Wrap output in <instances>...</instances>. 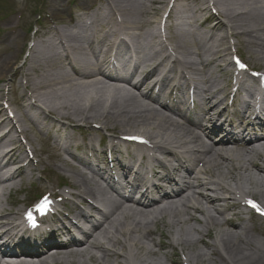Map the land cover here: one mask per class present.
Returning a JSON list of instances; mask_svg holds the SVG:
<instances>
[{"label":"bare ground","instance_id":"bare-ground-1","mask_svg":"<svg viewBox=\"0 0 264 264\" xmlns=\"http://www.w3.org/2000/svg\"><path fill=\"white\" fill-rule=\"evenodd\" d=\"M161 1H105L91 11L84 8L83 16L64 18L68 12L64 0H53L49 8L52 16L67 25L37 33V40L28 48L21 65L16 64L19 53L10 59L0 51V82L9 75L4 87L0 86V150H9L5 160L0 152V194L13 189L18 176L34 169L33 162L27 160L26 149L37 157V165L47 161L66 164L73 159L81 163L83 171L74 169L68 186L76 190V198L87 201V208L73 204L72 216L60 220V229L66 231V222L83 217L95 233L74 241L64 255L57 252L59 245H52L54 250L48 251V246L34 243V234H28L24 237L33 245L12 253L4 246L11 239L13 224H8L13 218L1 215L0 202V264H7L3 257H20L15 255L35 260L16 258L15 264L263 263L264 242L253 235V223L247 218L235 220L229 212H241L240 199L252 196L245 184L263 189L258 194L259 203L264 206V135L241 141L217 126L216 118L225 122L227 115L225 105L217 99L226 91L215 75L231 70L227 59L232 46L229 36L242 37L243 44L264 63V0H173L170 7L168 0L167 4ZM180 2L185 6L181 8ZM155 5L168 11L165 22L174 17L171 24H162L163 34L159 33L161 23L149 18ZM211 7L219 16L213 23L212 17L203 15ZM184 12L193 23L190 31L181 29ZM170 32L175 42L168 51L162 37ZM190 35L200 41L209 56L208 66L201 71L190 70L196 64L184 45ZM131 54L140 57L133 69L151 62L165 79L177 70V99L185 103V92H191L189 100L197 106L196 120L191 124L202 133L188 127L178 129L171 140L173 164L169 168L163 164L166 185L151 194L136 190L140 187L137 177L141 170L130 166L127 148H119L126 157L123 159L116 153L118 149H111L102 141L96 143L94 134L100 130L92 129L96 124L102 129L108 124H121L123 128L111 130L140 133L148 141L158 140L159 151H168L164 137L171 125L168 105L132 80L127 70ZM166 62L170 63L167 70L160 69ZM186 70L193 75L187 76ZM7 87L8 92L4 93ZM242 90L244 94L238 98L241 111L250 107L253 86L245 84ZM258 102L260 112L249 126H264L260 123L264 101L260 98ZM3 104L8 105L11 119ZM218 105L220 109L214 111ZM241 117L250 122L248 116ZM199 118L213 128L203 130ZM27 122L39 130L42 142L53 143L49 147L53 154L48 158L38 157L32 147L25 128ZM130 126L133 128H125ZM18 138L25 143L18 144ZM77 148L83 153H77ZM101 150L110 151L111 169L110 162L100 165ZM15 161L24 164H14ZM252 173L257 174V180ZM28 174L27 177L31 172ZM98 177L113 178L111 190L116 194L103 187ZM125 179V184L120 183ZM128 187L131 193L125 203L130 207L126 213L119 197ZM212 229L218 230L215 239L211 238ZM164 230L174 234L173 240L166 241ZM206 238L211 241L206 242ZM197 245L207 252L195 251ZM179 252L182 258L178 257Z\"/></svg>","mask_w":264,"mask_h":264},{"label":"rangeland","instance_id":"rangeland-1","mask_svg":"<svg viewBox=\"0 0 264 264\" xmlns=\"http://www.w3.org/2000/svg\"><path fill=\"white\" fill-rule=\"evenodd\" d=\"M104 1L105 0H64V3L67 5L70 14H74V16L79 17L80 15H82V13L79 11L81 7L85 8L90 5V9H93ZM162 1L166 2L167 0ZM52 2L53 0H0V51L2 52V56L7 55L8 58L10 57L11 59L13 56H16L17 53H19L16 60V64L21 65L23 63L25 56L27 55V50L34 40V35L36 34L35 32H37L38 30L43 31L45 28H47L49 25V21H60V18L56 19L52 16L51 10L49 9ZM179 5L182 8L183 6H185V3L180 2ZM153 8L155 12L150 13L149 18L154 21H158L159 14L162 12L161 6L155 5ZM209 13L216 16V14H213V9L203 15H209ZM182 16H184V25L181 27V29L190 31V28L193 25L192 20L190 19V15L187 12H184ZM64 18H67V16L65 15ZM173 19L174 18H172V20ZM172 20H170V24ZM213 22H215L214 19ZM168 38H171L170 40L174 45L175 39L173 32H170ZM228 40L229 42H232L233 45L227 57L228 60L230 59L231 54H234L235 52L249 65H253L255 68L258 66L259 68L264 69V63L262 62V60L259 58V56L255 55L252 50L248 49L245 44H243L242 37L239 39L228 38ZM164 45H166L165 42ZM184 45H186L188 51H194V49H201V53H203L202 55H204V57L208 55L205 48L201 46L200 41L195 36L191 37L190 35L188 38H186ZM8 76L9 75L6 76L5 82H0V86H3V83H6ZM217 78L221 79L223 83L226 81L228 82L227 76L225 74H218ZM133 80L137 81L136 79ZM22 115L25 114H23L22 112ZM29 124L30 123L27 122L25 124V128L27 131L28 139L32 142V147L38 153V157L40 156L45 159L48 158L53 154V151H51L49 148L50 146H52L53 143L45 144L44 142H42V136L40 135L39 130ZM134 126L138 125L134 124ZM114 127L123 128L121 124H108L107 126V128ZM125 128L131 129L133 128V126ZM36 160L37 157L35 156L32 160H30L34 164V169L30 171L31 175L27 177L29 175L28 173H30L28 172L21 176V178H18L16 181V185L13 188V192L16 191L18 188L20 189L19 191H17L15 198V200L19 203L31 201L36 196L51 190L54 187L55 183L61 182L60 177H63L65 179L68 175H71L74 169L78 170L79 172H82L81 168H73L72 165L64 168L62 166H58V164H56L55 162H45L44 165H35ZM20 164L23 163L20 161ZM32 183L35 185H33ZM36 183H38V186L36 185ZM245 186L249 188L250 192L255 195V197L259 198L258 193L263 190L262 188H260L256 184H245ZM239 208L244 210L242 207ZM229 215L235 220H240L244 218L250 219L251 222L254 224L255 228L253 231V235L260 239L262 242H264V237L258 236V234H264L263 221H261L259 218H253L252 216L246 215L244 211L238 212L236 209H232V211L230 210ZM197 217H200V215L197 214ZM191 225H193L195 228H199L193 223ZM164 232H166L167 236L166 241L173 239L174 234L168 233L166 230H164ZM217 232L218 230L212 229L211 238L215 239L218 234ZM189 235L190 237L194 236V234ZM205 241L210 242L211 239L206 238ZM166 250L170 252L171 249L168 247L166 248ZM194 250L207 252V250L204 249L202 245L195 246ZM178 257H181L180 253ZM262 260V264H264V258H262ZM135 261L136 263H138L137 260ZM91 264L96 263L91 262Z\"/></svg>","mask_w":264,"mask_h":264},{"label":"snow or ice","instance_id":"snow-or-ice-1","mask_svg":"<svg viewBox=\"0 0 264 264\" xmlns=\"http://www.w3.org/2000/svg\"><path fill=\"white\" fill-rule=\"evenodd\" d=\"M249 205L253 208H255L257 211L261 212V214H264V210H262L259 205H257L255 202L249 201Z\"/></svg>","mask_w":264,"mask_h":264}]
</instances>
